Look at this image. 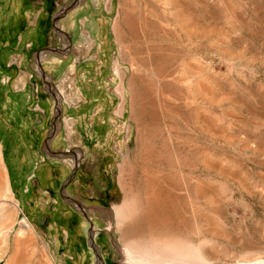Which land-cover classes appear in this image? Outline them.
Wrapping results in <instances>:
<instances>
[{"label": "rangeland", "instance_id": "obj_1", "mask_svg": "<svg viewBox=\"0 0 264 264\" xmlns=\"http://www.w3.org/2000/svg\"><path fill=\"white\" fill-rule=\"evenodd\" d=\"M124 195L264 264V0H0V264H122Z\"/></svg>", "mask_w": 264, "mask_h": 264}, {"label": "bare ground", "instance_id": "obj_2", "mask_svg": "<svg viewBox=\"0 0 264 264\" xmlns=\"http://www.w3.org/2000/svg\"><path fill=\"white\" fill-rule=\"evenodd\" d=\"M119 173L120 175L118 178L119 181L118 183L120 184V187L123 188L122 182L125 183L123 181L124 179L122 180L124 170H121V167ZM129 191L132 192V189H130ZM124 196L125 199L123 200V203L119 205V207L117 208L115 207L113 211L108 214L109 219L115 218V222L122 223V227H124L123 230L121 231V229L118 226L119 223L118 225H116L117 233H119V235L122 234L123 236V243L118 248L119 255L121 256L122 259V264H205V260L207 259V256H209L207 255V253H205V251L204 252L193 251L191 250L190 247H187L181 242H179L178 239L176 241V240H172L173 238L171 239L170 237L172 241L169 239L170 241L169 242L166 241L164 242V244L162 242H161L162 244H156V240L155 242H152L151 239L150 241H148L145 238L146 236L144 237V235H142V233L140 232L141 230L139 231V229L129 221L134 213L132 209L126 208V205L128 204L127 203L128 195H124ZM108 224L109 227L112 225L110 223ZM29 229H30L29 224L25 219H23L20 223V230L18 231L17 234L23 235ZM223 262L221 263L226 264Z\"/></svg>", "mask_w": 264, "mask_h": 264}]
</instances>
